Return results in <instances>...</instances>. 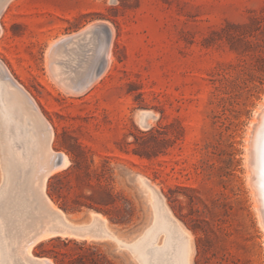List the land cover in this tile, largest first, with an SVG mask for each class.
<instances>
[{"label":"rangeland","instance_id":"rangeland-1","mask_svg":"<svg viewBox=\"0 0 264 264\" xmlns=\"http://www.w3.org/2000/svg\"><path fill=\"white\" fill-rule=\"evenodd\" d=\"M3 1L0 61L38 111L29 101L22 114L8 110L1 95L12 89L0 80V135L26 116L30 124L20 126L32 137L26 157H10L16 176L9 188L0 150V190L7 191L0 264H54L47 254L66 250L72 238L61 236L29 247L49 204L68 220L96 215L125 241L140 238L155 221L145 185L190 234L191 264H264V226L246 161L264 105V0ZM100 24L112 28V41ZM46 124L58 155L41 148L34 176L52 173L39 189L30 153L44 142ZM157 237L162 247L165 235ZM73 240L100 246L114 264H143L113 241ZM177 245L160 258L147 253V264H177Z\"/></svg>","mask_w":264,"mask_h":264},{"label":"bare ground","instance_id":"bare-ground-1","mask_svg":"<svg viewBox=\"0 0 264 264\" xmlns=\"http://www.w3.org/2000/svg\"><path fill=\"white\" fill-rule=\"evenodd\" d=\"M3 2H4L3 0H0V9H1V7L4 8L6 6V3L3 6ZM7 3H9V2L7 1ZM102 24L97 25V26L99 29L104 31L106 37L110 41L111 39H113L112 38L113 37L112 36L113 30H112V28L104 26ZM90 28L91 27H88L83 32L90 30ZM81 33H82V31H81ZM93 38H94V36H93ZM65 40H67V39L66 38L61 39V41H64V42H65ZM59 44L60 43H58L57 45H59ZM108 47H110V46H108ZM58 49H59V47H58ZM109 51H111V50H109ZM53 54L54 53H52V55ZM56 54L58 55V53H56ZM110 57H109V60H111ZM55 58L56 57H54V59ZM106 71H107V69H106ZM0 80H3L4 84L7 87H10L12 89L11 92L8 93L7 95H4V94L1 95L2 99H5V101L6 100L8 101V104L6 105V106H8V110H10L11 112L17 113V114L18 113L22 114L24 111L23 110L24 109L23 103L25 102V104H26L27 101H29V103L34 106V108H32V110L33 111H34V109L36 110L34 102L31 99L28 92L19 83H17L13 79L9 70L4 65V63H2L1 61H0ZM7 90L9 91V88ZM7 90L5 89V92ZM0 94H1V92H0ZM0 99H1V97H0ZM29 105L26 104V106H29ZM28 109H30V107H28ZM0 110H1V112L3 111L2 109H0ZM37 111H38V109L35 111V113ZM29 112H31V110ZM3 113H4V111H3ZM0 115L2 116V114H0ZM30 115L31 114H29V116ZM19 116H21V115H19ZM145 116H146V114L141 116V120L143 123H144V119L146 118ZM28 118L29 117L24 116V120L22 122H24L26 124H30ZM7 120H9V119H7ZM34 120H36V119H34ZM45 121H46V119H45ZM8 122H10V121H8ZM22 122L19 121L20 125ZM35 122H34V125H35ZM14 123H16L17 125L14 124V126H13L12 123H11L12 126L10 124H5L3 127H4V133L5 132L6 133L5 134L2 133V135H0L1 136L0 137V140H1L0 150L3 152V155H1V159H2L3 175H4V182H5L4 188L10 187L9 182H10L12 176L15 175L14 174L15 168L12 165L13 159L11 160L10 157L14 158V156L17 155V159H18L17 161H20L21 160L20 158H23L29 152V147L26 148V146L32 141V137L30 136L31 134L29 135L30 129L28 128L29 130H27L25 128H22L20 125H18V122H14ZM46 128L47 129H45L46 131L44 134L45 135L44 136V142L46 144V148H44L45 146L43 147L44 142L43 143L41 142L40 144H39V142H36L37 146L36 145H34V146H36L37 149L35 151H32V153H30L31 155H33L35 157V159L32 161V164H31V166H33V168H34L33 172H32V175H33L32 177H34V178H35L34 174L37 173L36 166L40 161V160H38V156H40V154L42 153L41 148L45 149L44 154L47 157H50V156L53 157V156L58 155L51 148V143L54 139L52 129H51L50 125H48V124H46ZM14 131H15V137L13 139V138H11V135H12V133H14ZM6 136L8 137L7 138L8 140H5ZM26 138H28V140H25ZM35 138H36V135H35ZM38 141H40V140H38ZM17 143L20 145H18ZM41 144H42V147L41 146L39 147V145H41ZM17 151H20V152H17ZM53 160L54 159H51V161H53ZM64 161L65 162L67 161V158L65 156H64ZM246 161H247V168H248V183H249L250 187L252 188L255 208L257 210L259 220H261V223L264 226V212L262 209L263 208L262 204L264 203V105H263L262 110L258 113L257 119L252 122V128L248 134L247 146H246ZM14 165H16V164H14ZM53 167H55V166H53ZM51 173H52L51 171H45L43 174H41L40 177L35 178V180L37 179V181H33L34 179L31 180V182L32 181L34 182L33 183L34 187H37L39 189H43L45 187L46 181H47V179ZM28 181L29 180L27 179V182ZM33 184L32 185L30 184V185L33 186ZM31 189H29V190H31ZM145 190H146L147 194H149L153 198V207L152 208H153L154 217H155L154 224L140 238H136V239L131 240V241L119 240V242H117L118 245H124L126 248L133 251L135 253V255H137L141 259L143 264H147V262H146V260H147L146 254L147 253H151L154 257L160 258V256H163V252L165 251V249L167 247H169L174 241H178V245H177L178 246V257L176 260L177 264H191L190 257H191V252H192V243H191L190 234L178 222V220L172 215V213L170 212L168 207L165 205L166 203L164 204L165 201L163 202V200H161L159 195L154 193L155 191H153L152 189H150L146 185H145ZM6 195H7V191H5L2 188V190H0V203L3 204L2 198H4V196H6ZM31 195L33 196V194H31ZM15 196L20 201L23 200V198H25L23 196L22 192H19V191L15 192ZM40 198H42V197H40ZM48 207H47V209L46 208L44 209V207H43V209L39 207L40 210H42V211L46 210V212H47L46 213L47 217H45V218L43 217V219H41V220L44 221L45 219H48V220H45L48 222L46 223L44 221V223L42 225L38 224L35 227V229L31 232V233L35 232V234L34 235L32 234L33 236H29L30 237L29 247L31 246L30 249H32L33 244L36 243L39 239L43 240L44 238L56 237V236H61L64 238L69 237V238L78 239V240H88V241H90V240H110V241L114 242V240L109 235L110 228L107 227V225H106L107 220H104L105 218L103 219L104 221L101 222L98 219L99 216L96 217V215H93L92 217H90L91 221H89L87 219L84 222L79 223L80 224L79 227L81 228V230L76 233L71 229L72 224H71L70 220H68V218L66 217V215L62 211L57 209L56 206L53 207L52 204H49ZM50 207L53 208L54 211H52L50 209ZM46 214L44 213V215H46ZM42 221H41V223H42ZM87 229H92L93 231L91 233H89L87 231ZM0 231H2V232L4 231V230H2L1 224H0ZM161 234L165 235V243L162 247H156L155 245L157 243V238H159L157 236L161 235ZM17 243H18V241H17ZM29 247L26 249L27 253L30 252ZM22 248H23V246H22ZM30 264H52V263L47 261V260L30 259Z\"/></svg>","mask_w":264,"mask_h":264},{"label":"trees","instance_id":"trees-1","mask_svg":"<svg viewBox=\"0 0 264 264\" xmlns=\"http://www.w3.org/2000/svg\"><path fill=\"white\" fill-rule=\"evenodd\" d=\"M59 178V176H55ZM54 178L49 180V187L53 182ZM109 204H105L107 206ZM67 212V209L64 208ZM101 210V208H99ZM113 222L123 223L119 219H111ZM60 238H53L50 240V243L53 241H59ZM66 250L62 251H53L49 257L54 261V264H114L111 262L107 255L104 254L98 245L88 244L86 241L78 243L73 239H67L64 243ZM44 244H41L40 247H43ZM44 255V253H40Z\"/></svg>","mask_w":264,"mask_h":264},{"label":"water","instance_id":"water-1","mask_svg":"<svg viewBox=\"0 0 264 264\" xmlns=\"http://www.w3.org/2000/svg\"><path fill=\"white\" fill-rule=\"evenodd\" d=\"M89 221H91V219H89ZM70 222L72 224L71 229L74 232L77 233L78 231L81 230V228L79 227V225H80L79 223H77L75 221H72V220H70ZM87 231L89 233H91L93 230L92 229H87ZM109 235L114 240V243L116 244V246H117L118 249H120V250H128L131 254H133L132 251L130 249L126 248L124 245H118L117 242H119V240L125 241L118 233H116V232H114L113 230L110 229L109 230ZM58 237H60V236H58Z\"/></svg>","mask_w":264,"mask_h":264}]
</instances>
